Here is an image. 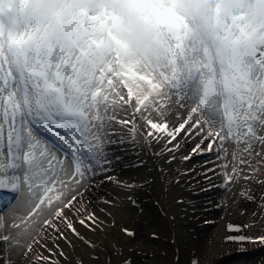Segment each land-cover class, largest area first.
<instances>
[{"label":"snow or ice","instance_id":"1","mask_svg":"<svg viewBox=\"0 0 264 264\" xmlns=\"http://www.w3.org/2000/svg\"><path fill=\"white\" fill-rule=\"evenodd\" d=\"M137 114L145 139L173 153L169 163L194 145L181 159L213 154L206 179H251L245 169L264 162V0H0V210L19 200L10 225L0 215V229L15 230L0 243L71 246V232L92 247L76 228L103 223L88 211L86 186L98 174L122 183L107 175L109 130L115 122L135 133ZM249 227L228 224L238 234L225 242L264 246Z\"/></svg>","mask_w":264,"mask_h":264},{"label":"rangeland","instance_id":"2","mask_svg":"<svg viewBox=\"0 0 264 264\" xmlns=\"http://www.w3.org/2000/svg\"><path fill=\"white\" fill-rule=\"evenodd\" d=\"M154 115V114H153ZM119 119H132V114L118 111ZM154 119L158 120V117ZM175 119V117H170ZM135 133L132 124L113 122L109 134L114 144L106 149L111 163L106 165L107 175L122 183L107 181L104 174L89 181V195L84 197L88 211H94L103 223L95 231L76 224L77 230L91 241L92 247L67 232L71 246L62 238L56 245L50 239L42 241L47 247L35 246L27 251L29 241L13 245L11 241L0 243V261L4 264H48L37 257L51 256L58 264H264V246L259 242L236 244L225 242L228 224H249L245 235H264V162L245 174L252 178L245 182L222 187V178L208 173L214 167L213 154L193 156L189 162L181 159L190 147L175 153V160L168 162L173 153L165 152L163 142L156 143L147 137L146 122L135 117ZM257 147V151H259ZM187 173V174H185ZM104 181L103 184L100 182ZM128 185L129 187H126ZM248 190L253 200L241 195ZM90 196L92 197L90 199ZM111 203H101L102 200ZM182 201V203H178ZM16 200L9 208L0 210L10 225L9 213L18 207ZM103 209V211H101ZM256 213L255 216L252 214ZM136 235L131 238L122 229ZM15 232L10 227L0 229V238ZM157 233L153 240L151 234ZM52 249L50 254L48 249ZM64 255L60 256V251ZM179 257V260H177Z\"/></svg>","mask_w":264,"mask_h":264},{"label":"clouds","instance_id":"3","mask_svg":"<svg viewBox=\"0 0 264 264\" xmlns=\"http://www.w3.org/2000/svg\"><path fill=\"white\" fill-rule=\"evenodd\" d=\"M133 47H137L135 42H133ZM139 51L144 53V54H151V49L150 46L147 43H144L142 45H139Z\"/></svg>","mask_w":264,"mask_h":264},{"label":"trees","instance_id":"4","mask_svg":"<svg viewBox=\"0 0 264 264\" xmlns=\"http://www.w3.org/2000/svg\"><path fill=\"white\" fill-rule=\"evenodd\" d=\"M80 264V263H79Z\"/></svg>","mask_w":264,"mask_h":264}]
</instances>
